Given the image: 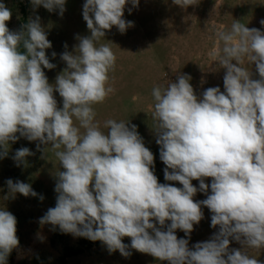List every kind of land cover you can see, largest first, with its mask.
<instances>
[{"label":"clouds","instance_id":"9594fccd","mask_svg":"<svg viewBox=\"0 0 264 264\" xmlns=\"http://www.w3.org/2000/svg\"><path fill=\"white\" fill-rule=\"evenodd\" d=\"M30 3L34 10L42 6L60 16L66 11V0ZM129 3L139 6V0H85L82 16L90 35L77 36L74 51L60 54L66 68L54 84L44 71L56 65L46 54L52 44L41 18L29 17L20 30H10L11 10L0 3V159L20 138L38 142L42 154L51 148L63 170L56 172V204L39 223L100 241L109 252L128 257L130 247L169 264H261L229 245L264 248V31L235 20L230 30L216 32L210 55L226 70L223 91L208 87L197 96L187 74L152 89L164 179L182 185L176 187L158 182L154 154L135 125L108 119L104 132L95 121L93 105L114 91L108 81L116 61L99 41L113 26L124 33L133 25L124 19ZM173 3L186 9L198 0ZM245 61L255 65L258 79L243 67ZM34 154L21 147L12 159L26 165ZM205 178H211L210 185ZM6 184L12 197L38 196L29 183L9 178ZM198 191L206 199L194 200ZM204 207L218 231L189 248V240L176 231L190 236L204 218ZM18 246L17 218L0 208V264H7Z\"/></svg>","mask_w":264,"mask_h":264},{"label":"rangeland","instance_id":"374dc122","mask_svg":"<svg viewBox=\"0 0 264 264\" xmlns=\"http://www.w3.org/2000/svg\"><path fill=\"white\" fill-rule=\"evenodd\" d=\"M0 3L11 10V19L6 22L10 30H20L29 17L38 15L41 18V25L52 44L46 54L50 62L56 65L54 69L44 71L49 83L54 84L56 76L66 68L60 54L66 50L74 51V45L78 44L77 36L90 35L82 16L85 0H66L63 16L57 12L50 13L42 6L34 10L30 0H0ZM129 8H132L131 3L126 5L124 19L132 21L133 25L124 33L113 26L99 41L111 48L116 61L114 69L109 72L108 81V86L114 91L103 103L93 105L95 121L104 132H107L104 122L108 119L135 125L145 146L154 154V172L158 182L182 187L178 182L164 179L163 169L166 166L159 158V145L155 142L152 89L156 86L166 87L170 82H175L178 74H187L191 77L190 82L197 96H201L208 87L219 86L223 91L226 70L210 55L217 47L215 34L218 30H230L235 20L249 28L264 31V25L260 23L264 20V0H198L196 5L186 9L175 5L173 0H139V6L132 8L131 14ZM52 52L57 54L54 58ZM243 67L252 73V78H259L254 64L245 61ZM54 96L57 106L62 107L59 93L54 92ZM133 96L138 99L133 100ZM37 143L20 138L10 143L8 156L0 159V208H6L17 218L19 246L13 250L15 257L12 264H61L68 247L82 249L83 252L67 258V264H169L130 247V255L124 257L119 251L109 252L100 241L63 233L58 226L53 228L52 225L39 223L47 210L56 204V172L63 169L51 148L47 155L42 154L36 150ZM21 147H28L35 154L26 158V165L17 166L12 156ZM9 178L14 182L29 183L38 196L25 197L17 193L12 197L6 184ZM192 183L199 186L197 180ZM205 183L210 185L211 178H205ZM40 195L44 197L43 200L39 198ZM193 199H206V194L198 191ZM202 210L204 218L194 225L190 236L176 231L178 238L189 240V248L210 239L218 231V227L213 229L210 226V210L206 207ZM123 243L130 245V238L124 237ZM229 247L247 251L264 264V248L245 249L236 241H231Z\"/></svg>","mask_w":264,"mask_h":264},{"label":"trees","instance_id":"16d2710c","mask_svg":"<svg viewBox=\"0 0 264 264\" xmlns=\"http://www.w3.org/2000/svg\"><path fill=\"white\" fill-rule=\"evenodd\" d=\"M21 51H24L23 49H21ZM83 252L82 249H74V248H67L65 250V253L64 255L62 256L61 258V264H67V258L69 257H72V256H76V255H79ZM14 257H15V252L12 251L11 254L9 255L8 257V260H7V264H12L13 260H14Z\"/></svg>","mask_w":264,"mask_h":264}]
</instances>
